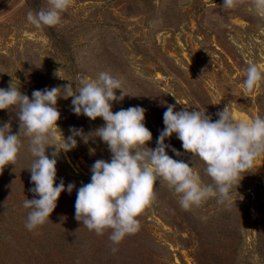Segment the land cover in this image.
Segmentation results:
<instances>
[{
	"label": "rangeland",
	"instance_id": "1",
	"mask_svg": "<svg viewBox=\"0 0 264 264\" xmlns=\"http://www.w3.org/2000/svg\"><path fill=\"white\" fill-rule=\"evenodd\" d=\"M72 0L55 27L37 29L29 10L47 7V0H0V88L14 86L32 98L34 90L63 87L77 77L98 78L108 71L122 79L126 96L113 112L142 107L152 133L147 147L155 149L164 129L166 105L176 111H206L213 120L228 105L245 121L264 117V83L251 93L243 87L245 70L255 63L264 71V7L255 0ZM121 95L120 90L116 92ZM57 126L66 139L70 129L87 134L104 125L77 116L72 98L57 101ZM18 108L0 111V124L19 132ZM236 118V117H235ZM14 165L0 168V264H264V157L248 170L230 199L210 198L184 210L167 182L155 186L156 199L138 217L140 230L118 245L109 236L89 231L75 219L76 192L90 183L96 160L110 161L99 138L61 152L56 184H75L63 192L49 220L29 231L31 209L23 202L38 199L31 191L28 170L35 159L28 138ZM57 147L62 142L58 134ZM182 155L173 159L195 167L204 183H212L205 164L186 153L175 134L165 140ZM55 149L46 155L51 158ZM117 250L113 253L112 249Z\"/></svg>",
	"mask_w": 264,
	"mask_h": 264
},
{
	"label": "clouds",
	"instance_id": "2",
	"mask_svg": "<svg viewBox=\"0 0 264 264\" xmlns=\"http://www.w3.org/2000/svg\"><path fill=\"white\" fill-rule=\"evenodd\" d=\"M71 3L72 0H47V7L27 12V21L37 29L55 27L62 23V15ZM233 4L234 0H224L223 7ZM255 4L264 7V0H255ZM245 77L243 87L249 93L264 83V71L255 63L248 65ZM122 85V79L101 71L96 79L77 77L75 87L69 82L63 87L34 90L31 99L14 86L13 80L7 89L0 88V111L18 108L19 121L18 134H13L10 122L0 124V168L17 162L23 148L22 136L28 138L29 151L35 158L28 170L35 185L31 191L39 198H26L23 202L24 208L31 209L25 224L29 231L49 220L63 192L71 194L75 189L74 183L65 186L63 180L56 184V179L57 160L61 152L68 153L77 147V137L86 144L99 138L107 145L111 159L96 160L90 169V183L77 190L75 219L97 235L111 229L109 239L115 245L140 230L138 217L155 201L159 181L167 182L178 196L180 206L190 210L210 198L218 202L229 200L231 190L245 176L242 174L264 157V117L237 120L228 105L217 112L216 120L206 111L187 108L176 111L175 105H166L165 127L157 138V146L147 147L152 133L145 126L146 110L139 106L115 113L112 110L113 103L126 96ZM117 90L120 96L116 95ZM69 97L75 115L93 121L102 118L104 125L87 134L83 129L72 128L65 139L57 126L60 119L57 101ZM58 134L62 136L59 147ZM173 134L186 153L204 162V171L212 183H204L193 165L167 154L170 149L175 156L182 155L165 144ZM50 147L55 149L51 158L46 155ZM116 250L113 248V253Z\"/></svg>",
	"mask_w": 264,
	"mask_h": 264
},
{
	"label": "bare ground",
	"instance_id": "3",
	"mask_svg": "<svg viewBox=\"0 0 264 264\" xmlns=\"http://www.w3.org/2000/svg\"><path fill=\"white\" fill-rule=\"evenodd\" d=\"M236 119L237 120H241V121H245L246 120V117H244L242 114H236Z\"/></svg>",
	"mask_w": 264,
	"mask_h": 264
}]
</instances>
